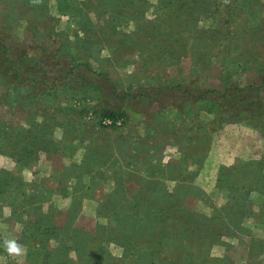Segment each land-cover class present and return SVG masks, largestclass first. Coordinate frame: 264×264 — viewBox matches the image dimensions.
<instances>
[{
	"label": "rangeland",
	"instance_id": "rangeland-1",
	"mask_svg": "<svg viewBox=\"0 0 264 264\" xmlns=\"http://www.w3.org/2000/svg\"><path fill=\"white\" fill-rule=\"evenodd\" d=\"M227 2L0 0V23L14 16L13 39L32 54L45 43L53 50L63 43V53L88 61L126 88L155 76L188 79L199 58L204 54L207 60L215 50L221 54L214 65L210 60L207 70L197 74L195 68L193 73L218 85L223 63L230 71L245 53L247 65L238 60L233 70L234 79L244 85L264 64V32L258 23L259 17L264 21V0H232L236 7L230 11ZM226 21H231L232 37L220 46ZM29 22L44 39L28 30ZM179 32L181 38H176ZM228 50L240 54L224 61ZM2 90L0 85V94ZM74 102L77 108L82 105ZM12 106L0 96V264H264V132L227 122L208 145L199 147L204 142L192 139L203 135L213 118L203 111L200 132H190L189 122L174 124L179 130H172L178 134H171L175 142L160 145L149 156L148 148L125 138L132 130L145 135L150 121L138 109L144 104L118 119H100L92 110L75 114L71 123L76 129L28 112L30 106ZM157 108L155 104L152 110ZM24 144L43 145L32 165L10 155V148ZM245 165L250 177H236L235 184L230 171ZM149 200L155 203L150 206ZM158 203L172 211L179 236L185 232L194 249H174L176 256H169L179 238L153 239V229L135 227L132 216ZM5 239H15L24 254L9 255Z\"/></svg>",
	"mask_w": 264,
	"mask_h": 264
},
{
	"label": "trees",
	"instance_id": "trees-1",
	"mask_svg": "<svg viewBox=\"0 0 264 264\" xmlns=\"http://www.w3.org/2000/svg\"><path fill=\"white\" fill-rule=\"evenodd\" d=\"M227 1L225 8L229 11L235 9L236 6L232 0ZM10 21H14V16L12 18L6 17L0 23V85L4 88L0 96L9 100L13 104L12 107L25 110L30 106L31 109L28 112L36 115L39 113L45 119H49L51 123L55 119L59 124L67 122V127L71 126L76 129L75 123H71L75 114L81 116L83 113L92 110L97 112L100 119L109 117L118 119L122 116H131V107L136 109V104H144L143 109L140 107L138 109H140V115L147 116L150 121L145 126V135L132 130V135H125V138L129 139V144H140L148 148L146 153L149 156H153L160 145L175 142V138L171 134L176 132L178 123L183 125L189 122L188 124L193 129L190 132H200L203 129L200 122L203 111L213 114V118L206 123V128L204 127L205 130H203L204 134H198L192 139L193 143L204 142V144H198L199 147L208 145L211 137L227 122H244L264 132V64L258 71L254 70L253 77L244 85H240L233 77V70L238 66L239 61L247 65L248 54L242 53L243 57L240 55L242 60H234V64L230 67L232 72L228 71L229 66L223 63L225 70L221 74V83L218 85H211L208 81H204L200 76L195 75L196 72L194 74L193 70L195 71L196 68L197 74L203 73L205 69H208L210 60L211 66H213L212 63L221 54V50L210 51L211 55L207 60L202 58L203 54L199 58L198 65L195 63L192 67L188 79L181 76L169 80L165 77L155 76L151 82L126 88L115 82L105 72L94 69L88 61L81 58V61H78L79 58H73L63 53L62 50L66 48H62L63 43L61 42L60 45L62 46L59 50H53L50 44L45 43L38 54H32L21 43L14 41L12 32L14 26ZM259 22H261L260 31L264 32L262 17L258 18ZM29 23L28 30L33 34L35 33L36 39H44L43 36L36 34L41 33L35 28L36 24ZM226 25L228 28L225 29L224 33L226 34L221 36L220 46H227L231 41L232 33L228 31L231 28V21H226ZM171 29H173L172 26L169 27V30ZM190 31L193 32L194 28H190ZM179 35L182 34L180 32L174 34L176 38H181ZM231 48L233 49L232 45ZM239 54L238 52L236 55H231L228 50L224 54V61L228 60L230 55L235 57ZM235 64L237 65L235 66ZM249 70L252 71V69ZM64 100L66 102L73 101V103H68V105L65 103L66 106H64L61 104ZM88 100H97L99 104L88 106L86 103ZM74 101H79L82 105L77 108ZM18 103H21L23 107L19 106ZM52 104H58L59 107H51ZM155 104L158 105V108L152 110ZM117 128L119 127H114L113 130H117ZM176 133L175 137L178 136ZM41 147H43L42 144H24L18 150L12 147L10 148V155L18 161L25 160L29 162L28 165H32V161ZM45 149L48 147L46 146ZM204 151L206 152L207 148ZM152 167L157 168L158 164ZM248 170L249 167L246 165L239 167V171L231 170L229 173V175L231 174L230 180H234L232 182L235 184H237L234 179L236 177L244 181L250 177V175L246 177L249 173ZM245 189L248 190V188ZM249 191H254V189H249ZM153 200L161 201L155 198ZM153 202L149 200L150 206L153 205ZM177 213L180 214L181 210H178ZM173 218L172 211L163 210L159 203L154 208L150 207L143 213L132 216L136 228L153 229V239H156L157 236L179 238V243L171 246L172 250L169 256L172 257L176 256L174 249L181 251L182 249L192 250L195 248L185 232H183L182 237L179 236L176 227L177 219L173 222ZM184 219L179 222L184 223ZM28 224L32 225L33 223L29 220ZM166 224H171V229ZM156 226L159 228L156 229ZM179 231H181L180 227ZM64 262V264L80 263L74 260ZM85 262L88 261L85 260ZM181 263V261L176 262V264ZM99 264H103V262L100 261Z\"/></svg>",
	"mask_w": 264,
	"mask_h": 264
},
{
	"label": "clouds",
	"instance_id": "clouds-1",
	"mask_svg": "<svg viewBox=\"0 0 264 264\" xmlns=\"http://www.w3.org/2000/svg\"><path fill=\"white\" fill-rule=\"evenodd\" d=\"M33 2H38V0H33ZM4 244L9 255L21 256L24 254V249L15 239H5Z\"/></svg>",
	"mask_w": 264,
	"mask_h": 264
}]
</instances>
